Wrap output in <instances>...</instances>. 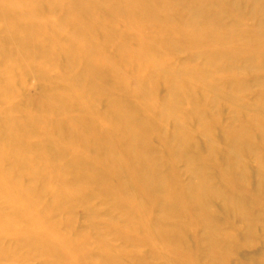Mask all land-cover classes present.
Returning a JSON list of instances; mask_svg holds the SVG:
<instances>
[{"label":"rangeland","instance_id":"obj_1","mask_svg":"<svg viewBox=\"0 0 264 264\" xmlns=\"http://www.w3.org/2000/svg\"><path fill=\"white\" fill-rule=\"evenodd\" d=\"M64 1L86 20L93 41L75 29L73 24L76 19H66V11L62 8L48 12L23 0H0L1 11L15 15L31 27L33 32L48 38L57 61L53 67L34 66L28 70L17 64L19 67H8L1 76L5 89L11 91L5 95L6 102L18 111L16 114L21 118L20 124L26 125L24 139H29L32 145H41L40 154L32 149L23 151L31 157L33 169H41L43 177L46 178L45 184L52 185L51 177L57 176L66 187L77 185L79 189V195L63 201L44 191L37 206L48 209L50 225L60 235L85 246L82 257L78 254L80 249L75 252L79 256V263L110 264L101 258L103 248L107 247L112 256L118 254L121 264H187L184 257L171 250L156 233L154 221L161 216L162 210L156 203L141 199L136 186L143 178L130 168L132 162L125 157L116 135L108 128L113 125L111 121L106 124L102 118L107 115L109 109L107 99L102 95L97 104H94L78 74V68L67 55V47L71 44L100 64L103 81L107 84L113 82L122 89L121 97L131 105L135 118H143L145 108L134 105L138 102L137 99L151 110V119L161 124L157 134L172 142L171 170L182 186H188L191 180L185 158L186 150L192 151L193 154L196 151L201 152L205 159L211 155L215 157L214 160L208 159L206 163L211 172H215L218 165H232L237 170L244 169L248 174V190L250 189L251 195L257 199L264 197V189H259L264 181V143H261L262 140L257 136L248 145H244L233 135L230 127L236 121L246 120L264 127V69L244 66L245 63L241 62L235 70H231L226 68L222 61L211 62L209 50L203 47L205 42L201 41L198 45L190 37L178 33L179 25L189 21L191 17L185 5H177L172 9L170 15L173 21L169 23L171 25H164L161 18L148 25H142L137 21L128 20L124 14L113 11L101 0ZM229 2L230 0H226V3ZM204 5L207 8L210 3L205 2ZM222 17L227 24L233 21L226 14ZM260 22L258 18L253 20L256 26ZM245 51L247 52L243 50ZM240 55L244 61L249 52ZM84 64L85 61L81 60L78 65L82 68ZM136 68L140 69L141 77L135 74ZM64 74L69 77L84 100V108L74 106L71 107L72 111L79 113L84 109L86 116L93 118L97 133H101L102 138L108 142L111 150L109 155L115 165L117 164L135 212L124 209L112 191L102 189L109 183L108 178H103L104 173L111 168L104 165L99 171L84 165L81 161V154L86 150L83 145L78 150L67 151L65 158L58 159L56 165L47 164V155L65 150L55 141L71 140L72 135L65 126L59 129L61 132L57 127L60 122L67 121L68 114L72 117V113L61 112L55 118L38 120H34L32 114L38 109L45 90H51L55 94L62 92L61 88L66 87L61 79ZM41 78H46V81H40ZM148 78L154 79L153 90L144 83ZM174 84L189 90L193 109L178 110L166 103L170 96V87ZM1 112L0 106V125L3 121ZM122 128V125H118L114 129L121 132ZM177 133L188 138L185 149L179 148ZM159 135L151 139L152 158L156 163H160L162 157L169 156L164 143L158 138ZM7 148L10 146H6L3 153H6ZM68 160L70 165L66 168ZM2 166L10 181H16L20 186L33 185L36 189H41L42 183L32 174L20 175L18 171L12 170L8 157L4 159ZM110 182H113L112 179ZM169 182L165 180L155 194L164 196ZM218 182L219 179L213 175L211 184L217 185ZM0 204L4 205L2 201ZM216 206L219 207L218 211L221 210L219 200L216 201ZM8 211L11 209L8 208ZM125 212L131 216L124 217L121 213ZM216 218L219 226L215 234L209 233L202 226L196 229V239L201 241V247L197 251V260L200 263H212L206 249L211 239L219 235L218 240L222 241L220 248H224L227 240L231 242V248L225 259L212 264H264L263 215L250 222L253 226V237L248 233V221L242 216L221 210L216 214ZM187 222L186 215L175 213L171 214L167 221L161 222V225L167 229H175ZM5 231L0 232V252H4L0 255V264H62L69 261L67 255H64L63 260L61 258V262L56 256L43 250L32 247L33 251L30 252L27 247H21L16 240L17 234L26 231L25 224L21 222L6 228ZM144 234L148 240L142 239ZM189 244L192 245L191 238ZM7 250L16 254L7 255ZM110 250L114 251L111 253Z\"/></svg>","mask_w":264,"mask_h":264},{"label":"bare ground","instance_id":"obj_2","mask_svg":"<svg viewBox=\"0 0 264 264\" xmlns=\"http://www.w3.org/2000/svg\"><path fill=\"white\" fill-rule=\"evenodd\" d=\"M23 1L33 7L43 8L48 12H54L59 8L64 9L67 14L66 19L70 21L76 19L73 24L75 29L86 35L91 41L94 40L88 32L86 20L64 0ZM101 1L113 11L126 15L128 20L137 21L142 25H148L157 18H161L164 25H171L169 23L173 21L170 15L172 9L177 5H185L191 17L189 21L179 25L180 32L178 33L190 37L198 45L205 42L203 47L209 50L211 62L222 61L225 67L231 70H235L241 62L245 63L244 66L264 69V0H230L229 3H226V0ZM205 2H209L210 6L207 8L205 5L203 6ZM225 14L232 18L231 24H227L222 19ZM255 18L261 21L257 26L253 24ZM52 49L47 37L41 33L33 32L31 27L23 23L21 19L16 18L15 15L0 10V106L3 114L2 125H0V201L4 203V205L0 204V232H6V228L13 227L21 222L26 226L25 233L16 236L17 242L19 241L20 246L22 245L21 247H27L30 252L33 251L31 248L35 247L56 256L55 258L60 260L61 258L63 260L64 255L69 256L67 259L69 261L62 264H82L79 263V256L75 252L80 249L81 251L78 254L82 257L85 253V246L77 243L74 239H68L60 235L50 225L48 209L43 207L41 209L37 206L44 191L51 193L55 199L63 201L79 195L78 186L74 185L68 188L57 176L51 177L52 185L45 184L46 178L43 177L41 169L38 167L37 170L33 169L34 164L31 157L23 151L32 149L33 152L37 151L40 154L42 153L41 145H32L29 139H24L26 125L20 124L21 118L16 114L18 111L6 102L5 95L11 91L5 89L4 80L1 77L2 72L6 71L8 67L22 65L25 68H23L24 70H28L33 69L34 66H55L57 61ZM243 50H247V52H243ZM248 52V57L242 61L240 54ZM67 55L74 66L78 68V74L92 96L94 104H97L100 96L105 95L109 109L107 115L102 118L106 124L111 121L113 125L108 126V128L116 135L125 157L128 158L129 162H132L130 168L136 175L143 178L136 186L141 199L149 200L152 204L156 203L162 210L161 216L153 221L156 225V233L167 243L171 250L177 251L180 256H183L187 264H202L197 260V251L201 247V241L199 242L198 238L196 239V229L202 226L209 233L215 234L219 226L216 214L221 210L236 213L245 218L248 221V233L251 235L253 226L250 222L255 221L260 215L264 216V197L257 199L254 195H251V190H248V174L244 169L237 170L232 165L224 167L219 165L216 167V165L215 172H211L206 163L210 158L214 160V156L211 155L210 158L205 159L201 152L194 151L193 154L192 151L188 152L186 150L185 158L191 180L188 186H182L171 170L170 148L172 142L166 141L157 134L161 124L151 119V110L140 99H137L138 102L134 105L138 104L141 107L145 106V108L143 118H135L133 108L121 97L122 89L118 88L113 82L107 84L103 81L101 66L98 62L71 44L67 47ZM81 60L85 61L82 68L78 65ZM63 71L66 73L65 69ZM135 74L141 77L139 68H136ZM43 79L46 81V78H41L40 81H43ZM61 79L63 85L66 86L61 88L62 92L55 94L51 90H45V93L41 96L38 109L32 114V118L38 120L55 118L61 112L72 113V117L68 114L67 121L60 122L57 127L58 130H61L65 126L72 135L71 140H54L59 147L65 150L54 151V153L47 155V164L56 165L58 159L65 158L67 151L78 150L83 145L86 149L85 153L81 154V161L84 165L99 171L104 165L111 168L107 173H104L103 178H108L109 183L105 187L103 186L102 189L112 191L118 197L124 209L135 212L131 197L127 194L125 184L118 172V167H116L117 164L115 165L109 155L111 150L108 142L102 138L101 133H97L93 118L86 116L85 113L87 112L84 109L79 113L72 111L71 107H82V101L84 100L68 76L64 74ZM153 82L154 79L152 78L144 80V83L152 90ZM190 94L189 90L182 85L174 84L173 87H170V96L166 103L171 108H177L178 110L193 109ZM118 125L123 127L121 132L114 129ZM230 128L237 140L244 145H248L257 136L260 141H263L261 143H264V127L258 126L250 120L236 121ZM60 130L59 132H61ZM158 135L159 140L164 143L169 153L168 157L161 158L160 163H156L152 158L151 146L152 137ZM176 138L179 148L185 149L184 145L188 144V138L179 133H177ZM6 146H10V148H7L6 153H3ZM94 152H96L95 155ZM7 157L10 159L12 170L18 171L20 175L32 174L42 183L41 189L38 190L33 185L20 186L18 182L10 181L2 166L4 159ZM69 162V160L66 162V168L70 165ZM62 168L64 169V167ZM213 175L219 179L217 185L211 184ZM100 179L102 180V177ZM111 179L113 182H110ZM101 180H97V182H101ZM165 180L170 181L167 193L164 196L156 195L155 191L163 185ZM259 189H264V181L260 184ZM218 200L221 203V210L219 211V207L216 206ZM8 208L11 211H8ZM146 210L150 214L147 207ZM175 213L186 215L188 222L179 228H164L161 222L167 221L169 216ZM121 214L127 218L131 216L126 212ZM218 236L211 239L209 247L206 249V254H208L212 263L225 259L231 248V242L227 240L228 243L223 242L225 245L221 249L220 244L222 241L218 240ZM190 238L192 245L189 244ZM142 239L148 240L145 234ZM0 253V255L4 254L3 251ZM13 253L14 251L7 250L5 254L12 255ZM102 254L103 257L101 258L110 264H121L119 257H117L118 254L116 256L113 253L115 256H112L107 247L103 248ZM93 258L95 259L94 256ZM60 260L58 261L60 262Z\"/></svg>","mask_w":264,"mask_h":264}]
</instances>
